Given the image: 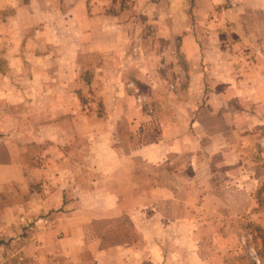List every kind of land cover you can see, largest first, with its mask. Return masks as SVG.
<instances>
[{
    "label": "rangeland",
    "instance_id": "1",
    "mask_svg": "<svg viewBox=\"0 0 264 264\" xmlns=\"http://www.w3.org/2000/svg\"><path fill=\"white\" fill-rule=\"evenodd\" d=\"M212 2L0 0V264H264V52Z\"/></svg>",
    "mask_w": 264,
    "mask_h": 264
},
{
    "label": "crops",
    "instance_id": "2",
    "mask_svg": "<svg viewBox=\"0 0 264 264\" xmlns=\"http://www.w3.org/2000/svg\"><path fill=\"white\" fill-rule=\"evenodd\" d=\"M208 1V0H207ZM211 1V0H210ZM213 2H222L224 0H212ZM226 1V0H225ZM233 6L231 8H228V10L225 9L224 16L222 17L223 21L225 24L227 23L226 19H229L232 23L228 22L229 27L228 28H222L220 29L221 31L216 32L215 35L218 34H226V35H231V33L235 32L237 35L240 36L238 39V45L241 46V53L243 52L242 47H245L243 42H245L247 39L255 40L252 49L254 52H259L261 51L264 52V0H230ZM212 2V3H213ZM214 31H211L214 34ZM238 38V37H237ZM241 40V41H240ZM239 46V48H240ZM182 48L186 49V51L191 53L189 62L191 64V67H197L194 69V72L196 74L200 73V70L198 67H202V62L206 63V68H209V76H210V81L214 84L212 87L213 92L212 94H216V96H221L228 98L227 96H224V93L222 92V89L225 85L229 86V83L232 82L233 80L231 79V72H230V60L225 59L223 55V59H219L216 57H213L214 50L221 51V53L225 54V52L230 50L231 46L230 44L227 45L223 41H212L209 43L207 46V54L208 56L205 57L204 61H202L201 56L197 57L196 56V51L198 52L200 50L198 44L194 47H189L187 48L186 45H182ZM193 50V51H190ZM240 53V52H239ZM254 74H258L260 78L258 79L260 83L263 84L264 86V62L260 66H255ZM238 76V75H237ZM197 78V77H196ZM237 78V77H236ZM240 78V76H239ZM238 80V78H237ZM217 84L220 85L221 89H218ZM220 91V92H219ZM207 112L212 116V112L217 114V110H211L210 107L205 108ZM204 109V110H205ZM201 113V112H200ZM224 120H220L219 123L217 124V128H220L221 131V140L220 142H215V147L221 143V151L224 148V144H226V147L229 146L228 144V133L226 132V128L224 126ZM217 150L215 149V152ZM16 162V161H15ZM18 167H13V170L11 172H14L13 177L15 179H18L21 177V164L20 160L17 161ZM14 164L13 166H15ZM17 168V169H16ZM10 171V170H9ZM9 171L5 169V166L0 165V178H7L11 177L9 176ZM17 173V175L15 174Z\"/></svg>",
    "mask_w": 264,
    "mask_h": 264
}]
</instances>
